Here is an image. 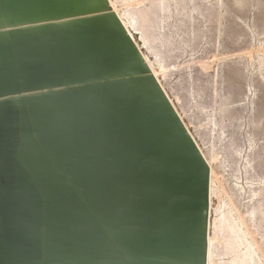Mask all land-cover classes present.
<instances>
[{"label":"water","instance_id":"1","mask_svg":"<svg viewBox=\"0 0 264 264\" xmlns=\"http://www.w3.org/2000/svg\"><path fill=\"white\" fill-rule=\"evenodd\" d=\"M207 167L106 0H0V264H205Z\"/></svg>","mask_w":264,"mask_h":264},{"label":"rangeland","instance_id":"2","mask_svg":"<svg viewBox=\"0 0 264 264\" xmlns=\"http://www.w3.org/2000/svg\"><path fill=\"white\" fill-rule=\"evenodd\" d=\"M106 1L207 167L205 264H264V0Z\"/></svg>","mask_w":264,"mask_h":264},{"label":"bare ground","instance_id":"3","mask_svg":"<svg viewBox=\"0 0 264 264\" xmlns=\"http://www.w3.org/2000/svg\"><path fill=\"white\" fill-rule=\"evenodd\" d=\"M114 1V0H113ZM119 2V1H118ZM122 15V14H121ZM121 17V16H120ZM166 17V16H165ZM120 19H123L122 17L120 18ZM123 23V22H122ZM124 25V24H123ZM125 26V25H124ZM130 30H131V28H130ZM132 36V35H131ZM140 38V37H139ZM132 39H134V38H132ZM146 41V40H145ZM140 43V42H139ZM143 43V42H142ZM136 44V43H135ZM143 53H144V51H143ZM142 53V54H143ZM147 53V52H146ZM141 54V55H142ZM146 56V55H145ZM147 57H149V56H147ZM149 59V58H148ZM152 59V58H151ZM151 64V63H150ZM260 67H262V68H264V61H262L261 63H260ZM157 68V67H156ZM213 121V120H212ZM211 135V134H210ZM252 141V140H251ZM227 161V160H226ZM214 225H216V222H214V221H212V222H209L208 223V234H212V228H214ZM217 228V227H216ZM231 229V228H230ZM208 234H207V236H208ZM207 247V251H208V255L210 254V252H209V249H208V246H206Z\"/></svg>","mask_w":264,"mask_h":264}]
</instances>
